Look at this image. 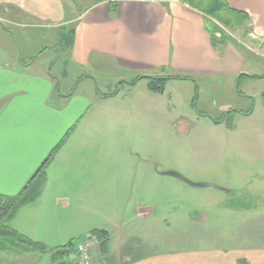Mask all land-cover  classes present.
<instances>
[{
	"label": "rangeland",
	"instance_id": "374dc122",
	"mask_svg": "<svg viewBox=\"0 0 264 264\" xmlns=\"http://www.w3.org/2000/svg\"><path fill=\"white\" fill-rule=\"evenodd\" d=\"M74 1L72 15L81 7L80 0ZM207 23L218 24L225 33L230 44L228 56L225 52L229 69L224 67L218 74L200 68L183 71L188 77L168 80L160 96L148 89L147 78L128 86L116 81L114 90L121 86L118 93L102 99L106 101H94L71 134L69 141H75L76 147L69 156L80 161L58 162L52 171L51 183L67 193L58 203L67 204L68 210L59 216L55 214L59 205L51 202L53 213L61 218H48V227L67 225L76 244L97 235L101 228L121 226L136 242L139 237L138 243L144 241L143 235L147 237V249L159 239L161 248L167 250L173 245L189 249L198 241L213 244L212 235L237 244L235 237H251L259 225L264 234V77L247 76H264V42L249 35V21L240 28L223 26L218 18ZM71 28L46 33L49 40L39 36L37 41L33 35L17 34L10 25L4 29L0 22V64L21 68V59L37 66L54 58L59 61L51 70L61 78V72L68 71L64 65L72 42ZM44 45L49 47L37 54ZM208 62L197 55L196 64ZM102 71L97 76L99 87L92 77L81 90L88 92L94 83L103 93L106 76ZM82 74L75 70L69 77L75 80ZM80 166L81 170L86 167V173L100 175L85 178L81 186ZM167 171L210 186L197 187L162 175ZM45 216L43 212L40 220ZM79 231H84L82 236L76 234ZM8 244L4 240L0 246L10 249ZM53 248L48 247L43 256ZM13 250L0 254V264L10 262L6 258ZM56 259L61 264L59 254ZM45 260V264L52 263L48 257Z\"/></svg>",
	"mask_w": 264,
	"mask_h": 264
},
{
	"label": "crops",
	"instance_id": "0c3cea01",
	"mask_svg": "<svg viewBox=\"0 0 264 264\" xmlns=\"http://www.w3.org/2000/svg\"><path fill=\"white\" fill-rule=\"evenodd\" d=\"M225 1L230 8L249 18L252 39L259 40L260 44L264 42V0ZM78 4L80 11L72 15L74 0L71 3L68 0H0L2 27L6 29L10 25L19 35H33L37 41H47L46 33H57L72 26L69 57L64 65L68 71H62L61 78L57 79L55 71L51 70L59 61L54 58L37 66L21 59V68L0 64V195L19 193L61 142L44 172L26 189L29 199L9 221L13 229L48 245L47 249L50 246L60 248L73 239L63 223L52 225L55 228L48 227L49 220L56 217L57 221L61 211L67 208V204L58 203L67 193L63 187L51 183L55 175L52 171L58 162L67 165L80 161L79 157L69 156L76 147L75 141L69 139L93 102L106 101L102 99L118 93L121 86L114 90L116 81L128 86L136 76L184 74L192 68L218 74L224 67L229 69L230 63L228 57L225 59L230 44L215 47L213 27L207 23L209 19L179 0H80ZM199 45L201 49L193 52V46ZM46 47L49 46L44 45L37 54ZM198 54L209 62L196 64ZM75 70L83 74L75 80L70 79L69 75ZM99 70H104L101 73L106 76L103 93L98 89ZM92 77L98 87L92 83L91 91L81 90L84 81ZM79 171L81 186L85 178L100 175L86 173V167L81 170V166ZM53 201L59 205V209H55L59 216H55L49 205ZM227 211L237 209L227 208ZM43 212L46 216L40 220ZM101 229L104 235L101 236L98 264H264L261 225L258 229L255 227L251 237H235L237 244L226 242L225 236L212 235L213 244L202 245L198 241L189 249L173 245L169 250L161 248L163 242L156 239L154 231L151 235L156 245L147 249L148 239L144 235V241L140 239L138 243L139 237L136 242L121 226ZM11 249L14 250L6 258L10 259L6 264H40L42 260L41 264H45L46 257L51 259V264H58L52 251L45 257L46 252L17 251V246L10 249L8 246L2 248L0 254Z\"/></svg>",
	"mask_w": 264,
	"mask_h": 264
},
{
	"label": "trees",
	"instance_id": "16d2710c",
	"mask_svg": "<svg viewBox=\"0 0 264 264\" xmlns=\"http://www.w3.org/2000/svg\"><path fill=\"white\" fill-rule=\"evenodd\" d=\"M181 3L186 4L190 8H193L202 14H204L208 19L218 18L221 20L223 26H230L232 28H240L243 23L248 21V17L237 10L230 8L225 0H179ZM210 17V18H209ZM213 23V22H212ZM212 38L214 46L217 47L225 45L228 42L224 31L222 28H218V24L214 23ZM218 48V49H219ZM250 78H261L264 76L261 75H247ZM186 74H173V75H157V76H136L130 84L135 83L141 78H147V87L150 91L154 93H162L166 88L167 81L174 78H187ZM111 93L110 95H112ZM61 144V142H60ZM58 144L56 148L52 150L46 160L41 164V166L35 172L33 179H31L22 190L15 195H0V244L5 242L9 243L10 247L17 246L23 251H35L45 253L47 247L38 241H34L18 231L10 227L9 221L14 215L15 211L24 204L29 199V194L26 192V189L29 188L32 181H35L37 177L44 172L46 163L49 159H52L53 155L59 148ZM97 235L99 237L104 235L102 230H98ZM102 238V237H101ZM12 241V242H11ZM75 243L69 241L67 244L63 245L60 248L52 249V252L57 256L59 254L62 257V264L64 260L69 256L73 250ZM1 248H6L0 246Z\"/></svg>",
	"mask_w": 264,
	"mask_h": 264
},
{
	"label": "built area",
	"instance_id": "2783aa9c",
	"mask_svg": "<svg viewBox=\"0 0 264 264\" xmlns=\"http://www.w3.org/2000/svg\"><path fill=\"white\" fill-rule=\"evenodd\" d=\"M102 238L89 235L73 246V250L64 260V264H98Z\"/></svg>",
	"mask_w": 264,
	"mask_h": 264
},
{
	"label": "water",
	"instance_id": "95a60500",
	"mask_svg": "<svg viewBox=\"0 0 264 264\" xmlns=\"http://www.w3.org/2000/svg\"><path fill=\"white\" fill-rule=\"evenodd\" d=\"M163 174H167V175H172V176H175L193 186H197V187H205V186H210V184L208 183H193V182H190L188 179L184 178L182 175L178 174L177 172H174V171H167V172H164Z\"/></svg>",
	"mask_w": 264,
	"mask_h": 264
}]
</instances>
